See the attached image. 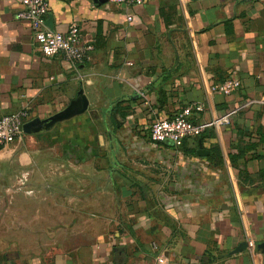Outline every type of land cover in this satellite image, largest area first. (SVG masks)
<instances>
[{"label":"crops","instance_id":"0c3cea01","mask_svg":"<svg viewBox=\"0 0 264 264\" xmlns=\"http://www.w3.org/2000/svg\"><path fill=\"white\" fill-rule=\"evenodd\" d=\"M22 8L0 0V117H63L2 147L0 176L57 192L87 220L72 234L105 220L51 264H264L234 253L264 242V0H50L45 27L94 46L82 64L44 56ZM232 76V94L212 89ZM195 103L193 122L240 110L182 147L150 139Z\"/></svg>","mask_w":264,"mask_h":264},{"label":"rangeland","instance_id":"374dc122","mask_svg":"<svg viewBox=\"0 0 264 264\" xmlns=\"http://www.w3.org/2000/svg\"><path fill=\"white\" fill-rule=\"evenodd\" d=\"M72 215L57 192L0 176V264H51L59 252L92 243L105 229V220L96 218L90 234H72L87 221Z\"/></svg>","mask_w":264,"mask_h":264},{"label":"built area","instance_id":"2783aa9c","mask_svg":"<svg viewBox=\"0 0 264 264\" xmlns=\"http://www.w3.org/2000/svg\"><path fill=\"white\" fill-rule=\"evenodd\" d=\"M23 8L18 17L30 22L39 50L44 56L52 57L60 55L65 60L74 64L84 63L94 49L91 43L83 40L78 26H73L66 33L56 32L45 27L46 17L50 10V0H19ZM67 1V0H63ZM115 4L139 6L144 0H108ZM241 87V81L232 76L214 85L213 90L225 95L232 94ZM203 110V105L192 104L169 119L157 120L149 128L150 139L156 143L170 141L176 147H181L187 138L197 137L210 128L229 125L231 117L239 112L240 108L229 110L220 117L205 122H193V114ZM30 113L28 108L0 117V149L20 139L24 134L23 126ZM249 251H257V242L247 238ZM157 249V246L154 245ZM167 258L159 255L156 264H166Z\"/></svg>","mask_w":264,"mask_h":264},{"label":"water","instance_id":"95a60500","mask_svg":"<svg viewBox=\"0 0 264 264\" xmlns=\"http://www.w3.org/2000/svg\"><path fill=\"white\" fill-rule=\"evenodd\" d=\"M62 117L63 116H61V117L60 116H57L55 118H50V119L45 120V121H41L40 119L33 120L31 122H28V123L24 124L23 129H24L25 132H31L33 126H35V125L48 124V123L54 122L56 119L57 120L58 119H61ZM257 247H258L259 250H261L262 252H264V242L257 243ZM246 248H247V244L244 243L237 250H235L234 253L242 252Z\"/></svg>","mask_w":264,"mask_h":264},{"label":"trees","instance_id":"16d2710c","mask_svg":"<svg viewBox=\"0 0 264 264\" xmlns=\"http://www.w3.org/2000/svg\"><path fill=\"white\" fill-rule=\"evenodd\" d=\"M183 144H184V143H183ZM182 146H183V145H182ZM182 146H181V147H182Z\"/></svg>","mask_w":264,"mask_h":264}]
</instances>
